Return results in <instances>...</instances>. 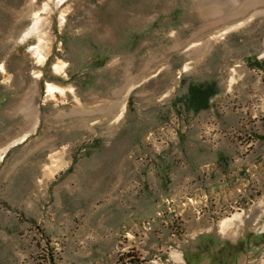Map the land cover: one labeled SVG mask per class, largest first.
<instances>
[{
  "label": "rangeland",
  "instance_id": "rangeland-1",
  "mask_svg": "<svg viewBox=\"0 0 264 264\" xmlns=\"http://www.w3.org/2000/svg\"><path fill=\"white\" fill-rule=\"evenodd\" d=\"M46 1L0 0V151L19 141L0 158V264H264V173L242 187L231 162L264 155V15L213 41L223 25L198 33L196 0H50L39 63L19 36ZM192 82L218 89L200 113Z\"/></svg>",
  "mask_w": 264,
  "mask_h": 264
},
{
  "label": "bare ground",
  "instance_id": "bare-ground-1",
  "mask_svg": "<svg viewBox=\"0 0 264 264\" xmlns=\"http://www.w3.org/2000/svg\"><path fill=\"white\" fill-rule=\"evenodd\" d=\"M49 1L50 0H47L45 3H43L42 7H34L30 10V22L21 31L19 36L20 42L27 43L28 51L36 58L37 62L39 63H43L47 59L52 49L51 12H53V8L49 4ZM61 1L62 0H56L54 5L58 7ZM194 4L195 7L191 11V15L193 18L200 19L202 21L201 28L197 30L198 33L207 31L213 25H223L219 33H214L207 37L208 40L213 41L216 40L221 34L228 33L245 25L254 16L264 15V0H196V3ZM59 16V23H62L64 21L63 14ZM64 66L65 64L59 60L52 63V68L54 71L57 73H62L63 75H65L63 70ZM0 69L4 72L2 65ZM187 70L188 66L185 64L181 68V71ZM230 82H234L233 77L230 78ZM66 91L73 93L72 86L68 85L66 87H62L52 82H46L45 84V95L47 98H53L56 95L55 93H58L63 97ZM75 100L77 101L78 98L75 97ZM123 110L124 106H122V109L118 113L116 119L122 115ZM34 127L30 131H33ZM30 131L25 133L20 139L23 140ZM16 142L19 141H14L8 146L6 145L3 147L0 151V158L3 152H5L9 146L15 144ZM48 170L49 173H52L54 172L55 168L48 166ZM235 220L241 222V212H235L231 216L222 219L219 224L221 231L226 232L233 228V232H236L234 231L237 227ZM171 256L176 261L181 260V256L177 252H172Z\"/></svg>",
  "mask_w": 264,
  "mask_h": 264
},
{
  "label": "crops",
  "instance_id": "crops-1",
  "mask_svg": "<svg viewBox=\"0 0 264 264\" xmlns=\"http://www.w3.org/2000/svg\"><path fill=\"white\" fill-rule=\"evenodd\" d=\"M205 141L210 142V141H212V138L206 137ZM202 160H201L202 162H200V164L197 168V171L199 172V174H201V173L203 174V177L205 178L204 184H211L210 187H208V192L211 194L216 190V187H215V184L212 183L213 181L211 180V178H209V177H211L210 175H211V172L214 171V168L217 167V165H216L217 162L215 159L210 160L209 162L207 160H204V158H202ZM231 160H232L231 162L240 161L241 163H239V167L237 169L239 170V169H241L242 166H244L242 170L244 172H247V173H244V178L239 179V180H241L240 185L242 187H245L250 182V180L245 178V176H247L249 178L254 174V172L253 173L251 172V169L258 167L264 173V155L263 154L260 157V160H259L260 162L258 164H252V162H250L248 160V154H244V156H242V157L233 156ZM253 171H254V169H253ZM202 184L203 183H201V185ZM201 185L198 186V189L200 191H204L203 186H201ZM237 189H240V188L238 187Z\"/></svg>",
  "mask_w": 264,
  "mask_h": 264
},
{
  "label": "trees",
  "instance_id": "trees-1",
  "mask_svg": "<svg viewBox=\"0 0 264 264\" xmlns=\"http://www.w3.org/2000/svg\"><path fill=\"white\" fill-rule=\"evenodd\" d=\"M254 65L264 68V59L254 60ZM218 89L214 82L196 83L192 82L188 85L187 93L183 97V102L187 110L197 113L200 110L207 109L209 99L217 93Z\"/></svg>",
  "mask_w": 264,
  "mask_h": 264
},
{
  "label": "built area",
  "instance_id": "built-area-1",
  "mask_svg": "<svg viewBox=\"0 0 264 264\" xmlns=\"http://www.w3.org/2000/svg\"><path fill=\"white\" fill-rule=\"evenodd\" d=\"M181 118H184L182 115L180 116ZM174 118H175V120L177 121L178 120V117L177 116H174ZM171 122V124H173V121H170ZM162 127V126H161ZM165 128H167V127H162L161 129L163 130V129H165ZM158 130V129H157ZM154 130H151V131H149L148 132V134H147V136L149 137V138H153V139H151L152 141L156 138V136H153V134H154V132H153ZM173 134H174V132H173ZM146 136V139H148V137ZM149 140V139H148Z\"/></svg>",
  "mask_w": 264,
  "mask_h": 264
}]
</instances>
